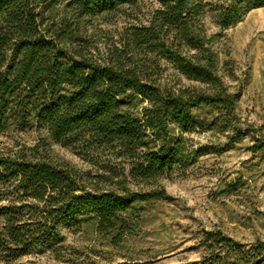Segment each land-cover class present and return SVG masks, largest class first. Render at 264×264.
<instances>
[{
    "label": "trees",
    "instance_id": "obj_1",
    "mask_svg": "<svg viewBox=\"0 0 264 264\" xmlns=\"http://www.w3.org/2000/svg\"><path fill=\"white\" fill-rule=\"evenodd\" d=\"M57 1L64 8L56 19L50 6ZM137 1L0 0V134L34 128L40 135L28 150L0 152V253L57 252L62 228L83 215L95 216L98 229L114 227L133 203L161 196L128 184H150L182 160L171 143L173 126L201 124L192 110L206 107L218 110L223 127L232 124L234 95L226 93L216 55L197 25L205 0H156L147 23L132 27L105 56L93 54L70 18ZM242 2L264 4L231 0L219 13L223 26ZM160 58L197 85H159L153 76ZM130 94L147 102L140 116L120 109ZM47 140L107 149L119 159V171L98 173L91 182L90 171L50 158ZM203 240L208 251L226 249L213 253L215 264H264V240L244 245L220 231Z\"/></svg>",
    "mask_w": 264,
    "mask_h": 264
},
{
    "label": "rangeland",
    "instance_id": "obj_2",
    "mask_svg": "<svg viewBox=\"0 0 264 264\" xmlns=\"http://www.w3.org/2000/svg\"><path fill=\"white\" fill-rule=\"evenodd\" d=\"M230 1L205 0L197 25L216 55L226 93L234 95L232 124L223 127L224 118L216 109H193L201 124L186 130L175 125L171 133L182 160L150 184H128L134 191H162L161 196L133 203L112 228L98 229L95 216L83 215L78 224L62 228L57 252H1L0 264H215L213 253L226 249L208 251L203 240L208 232L220 231L244 245L264 240V4L242 2L223 26L219 13ZM50 7L54 18L61 17L64 3ZM157 7L156 0H138L110 10L69 14L80 24L93 54L105 56L132 27L146 24ZM153 77L172 90L197 85L163 58ZM122 101L121 111L134 116L147 106L135 94ZM39 140L34 128L10 129L0 134V152L28 150ZM46 142L50 158L90 171L91 182L98 173L119 171V159L107 149Z\"/></svg>",
    "mask_w": 264,
    "mask_h": 264
}]
</instances>
